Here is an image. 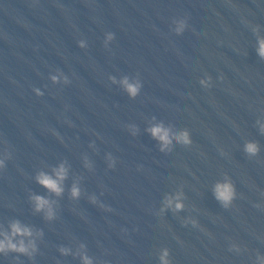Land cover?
Segmentation results:
<instances>
[{"label": "clouds", "instance_id": "1", "mask_svg": "<svg viewBox=\"0 0 264 264\" xmlns=\"http://www.w3.org/2000/svg\"><path fill=\"white\" fill-rule=\"evenodd\" d=\"M182 27L183 25H181V28ZM181 28H178L177 31L179 32ZM109 39H111V36L109 37ZM258 44H259L258 54L262 58H264V38L259 39ZM52 79L53 81H55L56 77L53 76ZM201 83H204V81H201ZM123 84L131 97H135L138 94V91H139L138 84L129 83L127 78L124 79ZM149 131L154 138L158 139L162 143V146H163L161 148L162 151L164 150V148H167L172 143L173 138L177 141V143H180L186 146L192 144V139H191V136L188 130H184L183 132L179 134H171L170 129L165 128L163 125H157V126L150 128ZM261 132L264 133V126L261 127ZM245 151L249 153L250 155H255L258 152V146L255 143L250 142L246 144ZM55 177L56 178H53L47 174L41 173L37 177V180L42 186L48 188L49 190L59 195L63 191L61 187V182L66 177V170L63 167V165H61L59 169L55 170ZM214 194L216 198L220 200L224 204L225 207H227L232 201L235 193H234L233 186L230 183H217L214 189ZM72 195L74 197L79 195V190L75 186H73L72 188ZM33 199L36 202L37 211H40L49 205V202L43 197L35 196L33 197ZM166 203H167V206H171L173 201L171 198H169ZM182 207L183 205L182 203L179 202V195H178L177 202L175 204V209L180 210L182 209ZM47 216L49 219L52 218L53 216V213L50 207H48ZM11 230H12V236L31 235L30 230L27 228H22L18 222H14L11 225ZM7 251L27 253L28 248L25 246L22 240L20 241L19 244H16L12 242V239L10 237L6 236L5 240H0V252H7ZM167 256H168V251L167 249H165L163 254L161 255L162 264H169V261L167 260ZM85 264H91V262L87 258H85Z\"/></svg>", "mask_w": 264, "mask_h": 264}]
</instances>
